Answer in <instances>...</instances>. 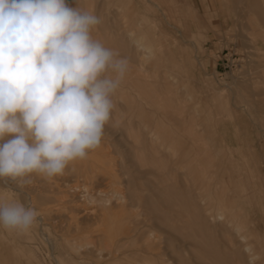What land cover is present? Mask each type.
Returning <instances> with one entry per match:
<instances>
[{
	"label": "rangeland",
	"instance_id": "1",
	"mask_svg": "<svg viewBox=\"0 0 264 264\" xmlns=\"http://www.w3.org/2000/svg\"><path fill=\"white\" fill-rule=\"evenodd\" d=\"M67 3L129 70L86 159L0 178V264H264V0Z\"/></svg>",
	"mask_w": 264,
	"mask_h": 264
},
{
	"label": "clouds",
	"instance_id": "2",
	"mask_svg": "<svg viewBox=\"0 0 264 264\" xmlns=\"http://www.w3.org/2000/svg\"><path fill=\"white\" fill-rule=\"evenodd\" d=\"M100 23L67 0H0V178L51 180L100 146L129 70L93 37ZM37 217L19 201L0 203L5 230L26 232Z\"/></svg>",
	"mask_w": 264,
	"mask_h": 264
},
{
	"label": "bare ground",
	"instance_id": "3",
	"mask_svg": "<svg viewBox=\"0 0 264 264\" xmlns=\"http://www.w3.org/2000/svg\"><path fill=\"white\" fill-rule=\"evenodd\" d=\"M30 201H31V200H30ZM56 264H60V262H59V261H57V262H56Z\"/></svg>",
	"mask_w": 264,
	"mask_h": 264
}]
</instances>
